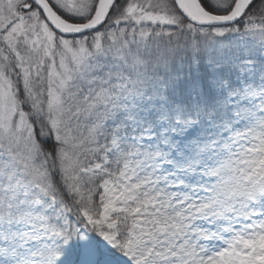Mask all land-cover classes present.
Segmentation results:
<instances>
[{"label":"snow or ice","instance_id":"obj_1","mask_svg":"<svg viewBox=\"0 0 264 264\" xmlns=\"http://www.w3.org/2000/svg\"><path fill=\"white\" fill-rule=\"evenodd\" d=\"M0 264H264V0H0Z\"/></svg>","mask_w":264,"mask_h":264}]
</instances>
